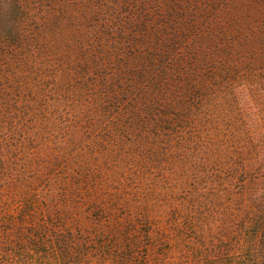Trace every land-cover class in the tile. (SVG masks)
Masks as SVG:
<instances>
[{"label": "trees", "instance_id": "trees-1", "mask_svg": "<svg viewBox=\"0 0 264 264\" xmlns=\"http://www.w3.org/2000/svg\"><path fill=\"white\" fill-rule=\"evenodd\" d=\"M263 104L264 0H0V264H264Z\"/></svg>", "mask_w": 264, "mask_h": 264}, {"label": "rangeland", "instance_id": "rangeland-1", "mask_svg": "<svg viewBox=\"0 0 264 264\" xmlns=\"http://www.w3.org/2000/svg\"><path fill=\"white\" fill-rule=\"evenodd\" d=\"M257 102H261V100H259L258 96L256 98H254ZM262 103V102H261ZM262 108H264V104L260 105ZM251 107V106H250ZM249 114L251 115L252 112H249Z\"/></svg>", "mask_w": 264, "mask_h": 264}]
</instances>
